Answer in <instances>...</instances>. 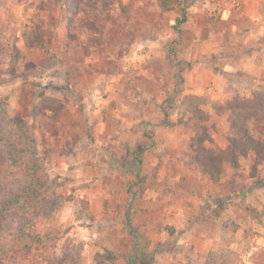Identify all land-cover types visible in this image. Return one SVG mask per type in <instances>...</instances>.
<instances>
[{
    "label": "rangeland",
    "instance_id": "374dc122",
    "mask_svg": "<svg viewBox=\"0 0 264 264\" xmlns=\"http://www.w3.org/2000/svg\"><path fill=\"white\" fill-rule=\"evenodd\" d=\"M180 1L0 0L37 264H264V0Z\"/></svg>",
    "mask_w": 264,
    "mask_h": 264
},
{
    "label": "trees",
    "instance_id": "16d2710c",
    "mask_svg": "<svg viewBox=\"0 0 264 264\" xmlns=\"http://www.w3.org/2000/svg\"><path fill=\"white\" fill-rule=\"evenodd\" d=\"M157 5L165 13L179 8L181 1L157 0ZM2 135L0 130V142H5ZM13 159L15 156H7L0 149V264H37L32 246L40 241L41 219L36 210L30 211V206L34 203L31 199L39 195L41 184L22 176ZM18 218L23 219L19 228L15 224ZM139 246L128 256V264L142 258L144 248Z\"/></svg>",
    "mask_w": 264,
    "mask_h": 264
}]
</instances>
